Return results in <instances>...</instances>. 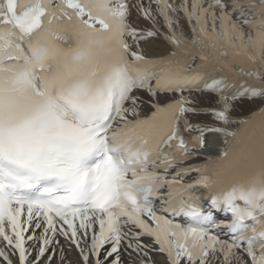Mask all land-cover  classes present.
Masks as SVG:
<instances>
[{"label":"snow or ice","instance_id":"6c2138e0","mask_svg":"<svg viewBox=\"0 0 264 264\" xmlns=\"http://www.w3.org/2000/svg\"><path fill=\"white\" fill-rule=\"evenodd\" d=\"M132 8L151 26H133ZM158 35L172 50L146 55ZM209 66L243 83L228 93ZM193 90L221 94L219 107H196ZM240 98L264 104V0H0V264H52L58 235L81 264H124V253L152 264L153 251L166 264H240L242 246L264 264V106L229 128ZM201 111L225 126L192 123ZM206 134L222 138L218 153L186 164L217 143ZM221 227L231 242L212 233Z\"/></svg>","mask_w":264,"mask_h":264},{"label":"bare ground","instance_id":"6f19581e","mask_svg":"<svg viewBox=\"0 0 264 264\" xmlns=\"http://www.w3.org/2000/svg\"><path fill=\"white\" fill-rule=\"evenodd\" d=\"M137 2V0H132L130 3V7L134 5ZM147 3V0H145ZM175 2H179V0H175ZM153 8H155V5H153ZM234 19H236V14L233 15ZM160 23L159 28L160 32H165L166 28L164 27V22L162 17H158ZM129 22L133 24V26L139 27V28H146L150 27V22L146 19H144L142 16L137 13L135 8L131 9ZM178 31H182L189 39H191V29L187 23V21L183 18V15H180V23L179 27L177 29ZM245 32H248V30L245 29ZM131 42V40H130ZM141 47L143 48L144 52L148 56H159V55H165L168 52L172 50L171 45L164 39L162 35H158L155 39H153L150 43L145 44L142 43ZM142 96V99L144 103L141 105V115H147L152 110L149 107L148 101L151 100V97L147 94V92H141L139 93ZM185 95H189L194 100V105L201 109H206L208 107H219V99L220 95L215 93H209V92H201V91H191L186 92ZM160 99L163 100L164 96L163 94L160 95ZM260 106H264V104L261 103V99L257 98L255 101H253L250 98H240L236 101H232V107L230 109V116L232 117V123L228 124L227 127L229 128H237L239 127V121L250 116L253 111L258 110ZM189 119L194 124H207L209 126H225L220 121H216L211 113H197L195 115H190ZM190 132H198L197 130L193 129L190 130ZM206 138L208 140L216 139L217 143L213 145L211 148L207 149L203 154L200 156H197L196 162L203 163L204 162V156L207 154L215 155L218 153L219 147L222 145V138L221 137H214L212 134H206ZM188 180V179H187ZM40 232H37V235L39 236ZM57 240L59 241V244H53L51 247L55 249V259L52 261V264H81L80 262V255L78 249L71 244L69 241H67L63 236H57ZM144 243L152 245L153 241L150 239H143ZM35 242H32L28 245L29 252L31 253L30 259L35 256V253L32 252V245ZM154 246V245H153ZM150 259L152 261V264H166V255L163 253H159L158 251H153L149 253ZM237 256L240 258V264H249L248 261L245 260V255L243 251H240L237 253ZM12 259L15 261L16 257L13 256ZM48 256L46 255L44 257L43 264H47ZM122 259L124 261V264H140V259L137 257L135 253H132L131 256L124 253L122 254ZM233 264H237L236 260H233Z\"/></svg>","mask_w":264,"mask_h":264}]
</instances>
